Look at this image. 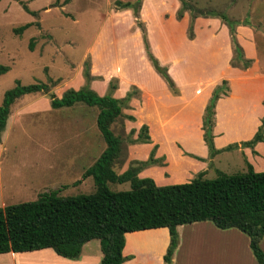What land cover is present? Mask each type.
Masks as SVG:
<instances>
[{"label":"rangeland","instance_id":"1","mask_svg":"<svg viewBox=\"0 0 264 264\" xmlns=\"http://www.w3.org/2000/svg\"><path fill=\"white\" fill-rule=\"evenodd\" d=\"M115 1L132 4L136 0H1L0 65L8 67V71L0 75V104L3 93L13 88L16 82L22 86L43 83L48 86L50 93L57 96L67 89H78L84 85V65L90 74L96 73L97 67L103 64L106 65L103 70L106 75L112 74L115 65L125 75L124 78H137L140 82L154 85V88L164 87L171 97L179 96L181 89L182 102L173 104L163 101L164 105L159 107L150 105L152 101L147 98L148 106L137 111V118L141 123L139 128L145 126L157 139H162L165 135L176 139L184 138L189 132V126L194 124V112L202 106L203 114L212 90L220 86L222 80L226 82L222 88L226 90V95L218 98L214 104L213 125L218 102L228 97L230 87L234 89L235 95L229 103L217 110L220 130L231 128L237 122L238 116L251 106L256 108L258 97H263L264 101V0H189L197 7L212 9L226 14L231 20L245 23L246 26L235 27L234 37L244 57L252 60L255 66L251 64L250 68L253 67L249 71L236 69L240 74L231 73L232 71L224 67L223 59L228 52L230 58L232 57V47L227 29L219 20L195 19L192 26L193 38L189 40L186 36L187 13L178 21L175 18L179 7L178 0H140L138 21L143 28L148 51L159 66L166 70L177 95L169 92L162 78L154 72L147 60L141 31L136 26L131 11L116 10ZM25 24H29V27L21 34L16 35L13 32ZM221 25L225 32L216 33ZM247 42L252 43L254 52ZM29 45L31 50L28 49ZM244 48L247 54H244ZM229 60L227 68L235 69L230 67ZM153 77L156 80L153 81ZM246 78L251 79L247 82ZM256 78L259 80L255 81ZM110 80L117 84L115 78ZM123 82L125 84L126 79ZM207 91L209 95L206 96ZM139 97L140 91L135 99ZM47 100L46 94L38 93L22 96L13 105L15 112L34 102L37 104L36 113L39 114L21 117L6 138L1 156L4 188L8 187L6 181L10 178L15 182L39 183L33 185L34 187H52L47 165L61 154L49 152L50 142L56 147L62 137L70 135V132L73 134L74 130L73 126L67 130L60 127L59 130L58 126L65 121H81L79 113H86L87 119L92 120L93 113L97 111L82 104L57 110L47 106L46 109L44 105ZM261 105L264 108L262 102ZM62 113H66V116ZM51 125L56 127L52 138ZM114 127L117 133L119 126ZM95 130L97 131L96 127ZM143 135L142 133V137ZM146 135L149 139L148 134ZM122 138L127 140L130 136L123 135ZM154 149L155 146L151 151ZM231 151L221 155L217 166L213 164L216 167L210 168L207 180L215 178L218 172L226 175L245 172L242 160ZM107 187L112 192L129 189L128 183L108 182ZM93 189L92 181L88 178L82 185L69 187L66 194H88ZM30 191H24L26 196L4 202L8 206L33 201L36 194ZM205 223L213 230L216 229L210 223ZM196 225L181 226L183 230L178 228L176 231L179 249L174 250L171 264H232L233 252L225 240L219 235L213 236L212 232L210 234L208 231L198 230L200 226ZM148 240L151 239L144 238L142 241L150 244L151 241ZM128 243L129 238L127 245ZM152 243L159 242L154 240ZM127 258V261L131 260L130 257ZM135 261L137 262L134 264H156L140 254L135 256Z\"/></svg>","mask_w":264,"mask_h":264},{"label":"trees","instance_id":"2","mask_svg":"<svg viewBox=\"0 0 264 264\" xmlns=\"http://www.w3.org/2000/svg\"><path fill=\"white\" fill-rule=\"evenodd\" d=\"M178 3L175 18L178 21L187 13L186 36L189 40L193 38L192 26L195 19H217L226 27L230 39V67L241 71L250 68L252 60L244 57L234 37L235 27L246 26L245 23L231 20L224 13L197 7L189 0H178ZM114 5L118 11H131L134 22L141 31L147 60L169 92L177 95L166 70L159 66L148 51L144 31L138 21L140 0L132 4L115 1ZM22 7L26 10L24 5ZM28 27L29 24H25L13 32L18 35ZM28 49L31 50V45ZM7 71L8 67L0 65V75ZM82 78L84 85L77 90H65L59 98L50 93L48 86L43 83L22 86L16 82L13 88L3 93L0 104V136L13 112L15 102L22 96L39 93L47 95L48 105L52 110L70 108L75 104L95 108L96 128L105 148L81 175V179H91L94 189L90 193L59 196L58 191H49L40 193L33 201L0 208V255L50 249L61 258L75 260L82 245L95 240L98 241L101 253L98 264H123L128 260L122 256L124 234L166 228L168 245L162 264H171V257L177 246L176 227L208 222L218 230L235 229L244 234L248 238V247L255 263L264 264V253L259 247L264 236V172H254L245 163L243 173L226 175L218 172L211 180L202 178V173H199L187 183L157 186L149 178L136 177L140 169L159 163L153 159L152 150L145 162H130L124 172L116 174L114 168L125 160L124 149L127 144L148 143L145 126L139 128L135 140L122 138V121L134 120L131 116L123 115L122 110L129 108V101L137 98L139 91L132 87L124 97L115 99L112 92L116 89V84L110 80L107 92L98 96L88 84L99 78L90 76L85 65ZM225 84L222 80L221 85L212 90L201 117L202 140L209 158L220 152L213 148L211 131L214 104L218 98L226 95V90H222ZM262 104L264 106V101ZM114 126H119L117 133ZM132 134L133 130H130L127 136ZM260 142H264V116L252 138L241 142L240 146L253 148ZM232 147L228 146L223 150ZM108 182L128 183L129 189L112 192L107 187Z\"/></svg>","mask_w":264,"mask_h":264},{"label":"crops","instance_id":"3","mask_svg":"<svg viewBox=\"0 0 264 264\" xmlns=\"http://www.w3.org/2000/svg\"><path fill=\"white\" fill-rule=\"evenodd\" d=\"M219 31L224 33V26L221 25L218 27L216 33ZM247 45L252 49V52H254L252 43L247 42ZM244 54H247L245 48ZM247 57L250 58L251 56L248 55ZM229 59L230 52H228V55L223 59L225 69L232 71L231 73L240 74V72L236 69L227 68V62ZM252 59L254 60L255 58ZM253 66H255V64ZM251 68H248V71L249 69L251 70ZM105 69L106 65L103 64L97 67L96 73H90L92 77L99 78L89 83V88L98 96H103L107 92V84L111 78H115L117 81L116 89L112 92V97L115 99L124 97L125 93L130 87H135L140 91V97L138 99H131L128 104L129 108L122 110L123 115L134 118L133 121L126 119L122 121L123 135L127 136L129 131L133 130V134L130 136L131 140L136 139L138 129L141 124L137 118L139 115L137 111L138 109L148 106L146 101L147 98L152 101L150 105L155 104L159 107L163 106L165 101H170L171 103L176 104L182 102L183 100L182 91L179 88V96L171 97L164 87L154 88V85L140 82L137 78H134V80L124 78L125 75L121 72L120 68L118 70L117 66L115 65L112 68V74L106 75L103 72ZM149 74L151 75L150 70ZM153 78V81L156 80V77ZM125 79L127 82L124 84L123 80ZM250 79L246 78L245 81L249 82ZM256 80L259 79L256 78L255 81ZM229 90L230 94L227 98L224 97L218 102L216 111L214 113L212 144L215 150L220 151L218 154L209 158L207 148L203 143L201 131V106L198 111L194 112L196 116L194 124L193 126H189V132L184 138L176 139L165 135L162 139H157L152 136L150 131H147L149 137L148 143L127 144L124 149L125 160L122 164H117L116 168H114L116 174H121L124 172L130 162L145 161L154 146L155 149L153 158L158 160L159 163L140 169L136 177L139 179L149 178L157 186L187 183L199 173H202V178L207 179L210 168H215L221 161V155L229 152L230 150H232L231 153L237 154V156L242 160L243 166L245 163H247L251 166L254 172H264V142L256 143L253 148L240 146L241 142H246L252 138L260 125L259 120L264 115V108L261 105L263 97L260 96L257 98L258 100L255 102L256 108L251 106L245 113H241L238 116L237 122L233 123L231 128L229 127L226 130H220L218 128L217 110L219 107L229 103V101H231V99L234 97V89L230 87ZM209 91H207L206 96L209 95ZM62 93L55 96L59 98ZM48 103L49 102L47 100L44 105L46 109L47 106H49ZM168 106L169 104L167 107ZM36 112L37 104L34 102L24 108H21L20 110L12 112L8 117L4 131L0 136V208L7 206L4 200L9 201L12 198L17 199L22 195L26 196L24 192L26 190H32L30 193H35L36 197L40 193L49 191H58L59 196H67L66 193L69 187H77L82 185L85 180L88 179H81L82 173L93 164V162L105 148L99 133H97L98 130H95V119L97 112L93 113L92 120L87 119L86 113H79L78 115L82 117L81 121L76 120L74 123L65 121L62 125L58 126L59 130L61 128L67 130V128L70 129L73 126V134L70 132V135H65V137H62L58 143V146L56 147L52 142H50L49 152H59L61 154V156L54 157V159L47 165V174L52 182V187L48 189V186H42L41 188H39V186L34 187L33 185H37L39 183L35 182L32 184V182L27 183L24 181L15 182L13 178H10L6 181L8 187L4 188L2 185L3 180L1 156L4 153L6 138L11 128L20 121L21 117L39 114ZM62 114L66 116V113ZM55 128V126H50L51 138L53 137L52 132ZM55 142L57 143L58 140ZM228 145L236 146L228 151L223 150ZM37 174L40 175V173ZM31 186L32 188H30ZM192 225L195 226L196 223H193ZM196 226H200L198 227V230L205 232L208 231L210 234L212 232L213 236L219 235L221 239L225 240L227 246H229V249L231 252H233L232 264H256L248 247V238L244 234L235 229L213 230V228L209 225H206V223L205 225L201 224ZM178 228L180 229L181 226L176 227V231ZM181 230H183V228H181ZM128 238L129 243L127 245ZM144 238H150L151 240H148V242L151 241L150 244H144L142 241ZM154 240H157L159 243H152ZM167 245L168 232L166 228L126 233L124 234L122 256L130 257L131 260L126 261L123 264L136 263L137 261H135V256L139 254L143 257H148L151 261L156 262V264H162V256ZM259 247L264 253V236L259 243ZM178 249L179 243H177L176 251ZM100 258L101 253L99 251L98 241L92 240L82 245L80 254L75 260L61 258L51 252L50 249H45L34 252L1 254L0 264H98ZM173 260L174 256L172 258V262Z\"/></svg>","mask_w":264,"mask_h":264}]
</instances>
